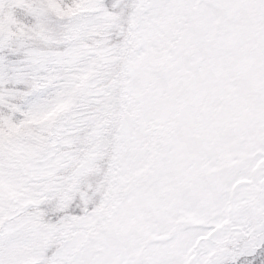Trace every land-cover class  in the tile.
Segmentation results:
<instances>
[{
    "label": "snow or ice",
    "instance_id": "1",
    "mask_svg": "<svg viewBox=\"0 0 264 264\" xmlns=\"http://www.w3.org/2000/svg\"><path fill=\"white\" fill-rule=\"evenodd\" d=\"M0 264H264V0H0Z\"/></svg>",
    "mask_w": 264,
    "mask_h": 264
}]
</instances>
